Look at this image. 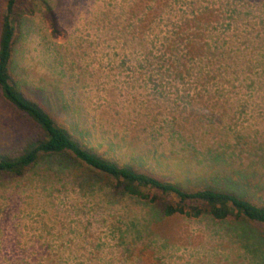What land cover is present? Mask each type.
<instances>
[{
  "label": "rangeland",
  "instance_id": "1",
  "mask_svg": "<svg viewBox=\"0 0 264 264\" xmlns=\"http://www.w3.org/2000/svg\"><path fill=\"white\" fill-rule=\"evenodd\" d=\"M262 2L33 0L13 72L84 148L116 163L189 187L224 188L231 170L264 180V159L249 157L264 141L263 93L249 87L262 72L249 44ZM29 134L0 88V149ZM66 165L48 158L0 179V264H255L234 225L155 222L147 206Z\"/></svg>",
  "mask_w": 264,
  "mask_h": 264
},
{
  "label": "trees",
  "instance_id": "2",
  "mask_svg": "<svg viewBox=\"0 0 264 264\" xmlns=\"http://www.w3.org/2000/svg\"><path fill=\"white\" fill-rule=\"evenodd\" d=\"M32 1L2 0L0 88L6 101L27 118L30 134L0 149V179L23 178L37 168L42 160L58 157L67 167L93 177L95 184L107 187L117 198L129 197L147 206L155 222L180 216L191 220L210 218L234 225V230L240 232L237 237L243 250L255 264H264V201L260 203L255 198L257 194H264V180L259 178L256 170L223 171L224 188L199 185L189 187L166 181L84 148L67 127L25 91L24 86L15 78L13 55L18 22L23 16L32 14ZM258 9L261 29L253 28V39L257 41L251 40L249 44L255 45L254 51L260 52L258 63L262 72L255 75L258 80H253L249 87L263 93L261 100L264 102V0ZM214 44L220 56L230 57L231 53L227 54L223 48L225 42L220 43L218 40ZM221 66L229 68L231 65L226 63ZM240 69L246 71L245 67ZM254 150L256 153H250L249 157L253 158L256 165L257 156L264 159L259 154V151L264 153V141L256 140L253 150L249 152ZM215 159L218 166L223 167L224 162L220 156Z\"/></svg>",
  "mask_w": 264,
  "mask_h": 264
}]
</instances>
